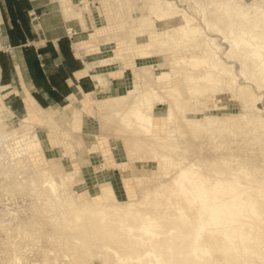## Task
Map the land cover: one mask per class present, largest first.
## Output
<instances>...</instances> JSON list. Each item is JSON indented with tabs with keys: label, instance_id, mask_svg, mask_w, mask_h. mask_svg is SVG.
<instances>
[{
	"label": "rangeland",
	"instance_id": "rangeland-1",
	"mask_svg": "<svg viewBox=\"0 0 264 264\" xmlns=\"http://www.w3.org/2000/svg\"><path fill=\"white\" fill-rule=\"evenodd\" d=\"M59 1L62 10L66 5L82 7L91 31L76 33L74 26V34L67 27L64 34L71 45L77 40L94 44L87 53L97 57L88 58L95 68L102 60L119 54L121 45L101 44L93 38L98 28L114 19L108 0ZM176 1L180 13L193 19L190 35L200 37L208 50L201 48L192 57L180 58L167 45L158 55L147 48L145 62L160 61L150 89L146 83L152 81L137 72L141 59L136 57L131 62L127 58L118 60L117 71L125 69L127 77L124 87L113 92L100 86L96 92L98 96L140 88L147 92L148 100L135 111L141 112L138 118L143 122H135L155 132L169 120L172 125L167 127L173 126L171 132L176 136L168 137L167 129L166 136L154 134L152 140L163 147L155 150L156 156L146 154L144 158L138 149L129 156L124 134L116 132L113 123L105 119L108 117H103L105 132L95 139L98 148L80 146L73 140L67 122L56 126L48 118L42 126L33 125L35 118L28 113L26 99L0 88V118L9 119L8 128L15 126L17 134L16 139L12 132L0 134V264H69L72 259L74 264H113L115 258L120 264H229V257L215 251L221 236L233 245L236 254L240 253L241 261L236 264H264V232L259 230L264 228V0L254 5L240 1V7L235 4L237 0ZM143 3H120V8L126 9L127 23H139L142 18L138 14H148L154 23H173L184 32V18L177 24L169 15L160 19L159 13ZM29 13L31 22L39 25L40 15L33 10ZM86 50L84 46L82 51ZM73 53H78L75 48ZM104 68L110 67L97 70ZM107 74L110 78L107 71L100 75ZM175 84L213 105L206 108L192 96H178V91H170ZM0 85H5L1 75ZM207 90L210 93L205 95ZM35 102L60 110L61 120L80 118L78 131L83 134L100 132L92 101L87 102V109L79 104L65 107L69 101L63 106ZM120 114L125 120V113ZM215 114L227 118H214ZM174 115L186 119L192 129L193 122L198 123L201 137L196 140L172 123ZM154 118H160V122ZM31 139L37 140L34 149L27 145ZM75 170L74 181L69 183L67 173ZM36 174L39 181H31ZM44 176L54 186L43 185ZM105 185H110L109 193L117 199L139 201V205L152 206L151 211L134 221L125 215H110L102 206L83 208V195L96 196ZM43 214L49 221L40 220ZM73 215L91 221L77 225L78 218ZM135 222L146 236L133 231ZM122 230L135 238L132 248L115 244ZM87 243L96 244L97 251L110 250V259L99 252L93 263L84 252Z\"/></svg>",
	"mask_w": 264,
	"mask_h": 264
},
{
	"label": "bare ground",
	"instance_id": "bare-ground-1",
	"mask_svg": "<svg viewBox=\"0 0 264 264\" xmlns=\"http://www.w3.org/2000/svg\"><path fill=\"white\" fill-rule=\"evenodd\" d=\"M137 1L144 2L143 4H145L147 9H150L153 12L159 13L157 15L160 19L165 18L169 15V17L172 18L171 21L172 22L175 21L177 24L180 21L179 18L180 19L184 18L187 21V24L184 27V32L179 30L177 26H175L173 23L171 24L154 23L151 19L152 17L148 14H138V16L142 18L141 19L142 21L139 23H135V22L127 23V16H126L127 14H125L126 9H121L120 3H124L125 5H130V4H133L134 2L136 4ZM240 1H244L246 3L250 2L252 5H254L257 2V0H237V2L235 3L236 6L240 7L242 5ZM108 3L110 6L111 13H113L112 15L114 16L112 18L114 19L113 20L111 19L109 22L104 21L105 24L100 29L98 28V34L95 35L93 38L94 40L101 42V44H106V42H114L115 43V44L113 43L114 46L118 47L119 45H121V47L118 48L117 50L119 54H115L114 56H111V57H108L102 60L99 64L100 67L102 66L111 67V65L115 64L116 68H118L119 61H121L120 59L127 58L131 62L133 61L134 58L139 57V60L141 59V61H139V64L136 67L137 72L139 75L141 74L142 77L146 79V81H152V82L146 83V88L150 89V87L154 84V80H156L157 78V77L156 78L154 77V74L156 73L155 72L156 66L160 64V61L159 60L148 61V59L146 58L148 62L147 61L145 62L144 60L145 59L144 57L145 49L148 48L150 53H155L158 55L163 51L161 48L167 45L170 49L174 50L177 56L180 58L182 56L185 57L186 55H189V57H192L193 53L196 50L201 49V48H205L206 50H208L207 46L202 44L203 40L200 37H195V36L192 37L190 35V32L193 31V19L187 16L186 13H180V9H179L180 7L178 6L179 4L177 3L176 0H173V1H170V0H110V2L108 0ZM193 3H195V1ZM75 8L74 9L72 7L68 8L67 5L63 7V13L65 14L67 22H70L69 24L71 26V29L69 30L71 31V33L74 34V32L72 31V26L75 24V26H77L76 33L78 31L90 32L91 31L90 28L85 23L82 7L80 5H77V7ZM188 20H190V22ZM73 46L78 52L81 51L84 53V51H82L84 46L86 49H88L94 46V44L84 42L83 40L81 41L77 40L73 43ZM184 59L186 60V58ZM182 62L186 63V61H182ZM87 66H89L88 63H87ZM172 66L173 67L175 66V62H172ZM123 70L125 69H122V71L121 70L119 71L123 72ZM92 76L99 80V83L97 84L98 87L101 86V87H104L105 89L106 88L110 89V84L108 81L109 80L108 74L106 75V77H103L100 74H92ZM157 88L158 90H160L159 87ZM175 90L178 91V96L181 93H184L188 96H192L195 101H198L200 105H203L206 108L213 105V103H210L208 100L204 101L202 98L203 96H198L196 95V93L189 91L187 88H182L181 84H175L174 87L170 89V91L172 92H175ZM206 92L210 93V91L207 90L205 91V95H206ZM245 93L249 94L247 92ZM148 98H149V95L147 94V92L141 88L134 90V91L127 90L124 93H119V94L102 92L101 95L99 96L97 95L96 92H93L92 96H90V100L92 101L94 106L97 108L95 117L99 121L98 123H101L100 125L101 128L99 129L100 132L96 134H92V133L83 134L81 131H78V128L80 127L79 118H74L71 122L63 120V119L61 120L62 117L59 114H57L54 110H52V108L47 109L46 111H41L40 109L36 107L35 108L30 107L28 113L30 114L31 117L35 118L34 120L35 123H33V125L37 124V125L42 126L44 125V122L48 120V118H51L50 123H54V125L56 126L59 125V122H62V121H64L65 123L67 122L70 126V129H71L70 132H71V135L73 136V140H75L77 143H80L81 144L80 146H84V147L92 146L94 148H98L97 143L95 142V139L103 135L102 132H105L103 130L106 124L105 119H107L111 123H113L114 129H116V132L120 131L122 134H124L123 141L126 144L128 155L132 156L133 152L138 149L143 152L142 156L146 158L148 155H151V154H153L154 156L158 155L157 153H155V150H160L163 148V147H160L158 144H156L152 140L151 137L154 134L166 136L165 133H167L166 131L167 129L168 132H170L168 133V137H170L171 139H174L176 137L174 135V132L173 131L171 132V127L173 126H171L170 128L167 127V125H172L170 124L169 120L165 124L163 123V127L160 126L159 129L153 130L155 132H150L146 128H144L143 126L135 122L136 119H138L140 123L143 122L138 118V116L141 115V112L137 113L135 111L138 107H142V102L147 101ZM127 109H130V111L126 112ZM119 112L125 113L126 121L123 118L120 119L121 114ZM103 117H108V118L104 119ZM8 118H10L11 120L13 116L8 117ZM214 118L222 119V118H227V116L223 114H215ZM154 119L160 122V118H154ZM130 120H131V123H130L131 125L130 124L127 125L126 123ZM8 121L9 119L5 120L3 118H0V134L6 135V133L12 132L11 133V135L13 134L12 137L16 139L15 135L17 134L14 129L15 126L9 127L10 128L9 130L8 126L10 123ZM170 121L172 123H175L176 126L181 128L182 130L185 129L186 132H190L193 135L194 139L198 140L199 137H201L202 128L198 123L194 124L193 122L194 127L192 129L187 125V120L184 118L176 117L174 115L170 118ZM21 122L22 121L20 119L19 123ZM8 136H4V137L9 138L10 136L9 137ZM36 141L34 139H31V142L27 144L28 147L30 149H34L36 146ZM173 141H174L173 143H176L175 140ZM193 142L196 143V146H197V142L195 141ZM174 150L175 149H172L171 152H173ZM159 159H161L162 161L165 160L164 158H159ZM144 170L145 171L147 170L150 172V169L144 168ZM76 171L78 170L67 173V178H68L69 183L74 181L75 177H73V173H75ZM155 179L157 180V178ZM30 180L33 182H37L39 181V177L36 174L32 176ZM171 182L172 180L170 181V183ZM42 184L54 186L53 183H50V180L46 176H44L42 180ZM109 188H110V185L103 186L100 189V192L96 196H92V195L84 196L83 195V198L81 199V202H80L83 208H88V207L97 208L99 206H102L105 208L106 213H110V215L120 214L122 216L124 215L128 216V219L137 218L138 220H141L142 217L147 212L151 211L152 206L146 207V206L139 205L140 204L138 203L139 201L124 202V201L117 199L114 193L113 195H110ZM96 201L98 202L96 203ZM78 216L77 215L74 216L75 219L78 218L76 220L77 225L80 223L82 224L84 220L91 221L90 219H87V218L82 219ZM39 217L41 218L40 220L42 222L49 221L47 216L44 214L40 215ZM108 219H110V216H108ZM124 219L121 218V220H124ZM127 222L128 220H126V223ZM120 225L125 227V224H123L122 222L120 223ZM137 225L138 223L135 222L133 231H135V233L137 234L146 236L147 233L144 232L143 230H138ZM259 230L261 232H264L263 227L259 228ZM118 235L120 236V238L118 239V241H116L115 244L123 243L128 249L132 248L133 246L132 242H134L135 238H133L132 236H130L123 230ZM103 242L107 243V241H103ZM220 242L221 243L214 245L216 253L219 256L229 257L228 259L229 264H236L240 259V257H238L240 256V253L236 254V252L232 250L233 245L229 243L228 241L224 240L222 236L220 237ZM98 248L99 247L96 244L87 243L86 246L84 247V252L89 255L93 263H94L93 257H97L99 252H103L104 257L107 260L110 259V256H111L110 250L100 249L101 251H97ZM252 257L253 256L249 257V259H251V262H252ZM69 261H70V263L68 262L69 264H74L73 259ZM111 261L114 262L113 264H120L116 258ZM135 264H139V263L136 262Z\"/></svg>",
	"mask_w": 264,
	"mask_h": 264
},
{
	"label": "crops",
	"instance_id": "crops-1",
	"mask_svg": "<svg viewBox=\"0 0 264 264\" xmlns=\"http://www.w3.org/2000/svg\"><path fill=\"white\" fill-rule=\"evenodd\" d=\"M30 10L40 15L39 25L31 22ZM65 27L69 30L59 0H0V75L5 78L0 88L25 98L28 111L30 107L50 109L35 100L48 106H63L69 101L65 107L79 104L87 109L89 94L100 88L92 74L109 72L113 92L126 83V73L117 68L98 71L100 66L95 68L94 62L88 60L97 58L88 55L91 48L74 54L73 44L65 37ZM54 111L61 116L60 110Z\"/></svg>",
	"mask_w": 264,
	"mask_h": 264
}]
</instances>
